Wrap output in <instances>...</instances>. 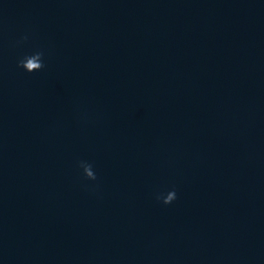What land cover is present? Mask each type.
I'll return each instance as SVG.
<instances>
[{"label":"water","instance_id":"water-1","mask_svg":"<svg viewBox=\"0 0 264 264\" xmlns=\"http://www.w3.org/2000/svg\"><path fill=\"white\" fill-rule=\"evenodd\" d=\"M0 264H264V0H0Z\"/></svg>","mask_w":264,"mask_h":264},{"label":"clouds","instance_id":"clouds-1","mask_svg":"<svg viewBox=\"0 0 264 264\" xmlns=\"http://www.w3.org/2000/svg\"><path fill=\"white\" fill-rule=\"evenodd\" d=\"M23 39H28L27 34L24 35ZM27 55L23 56L22 58H20L18 60V63L21 67H23L25 70H27L28 72H31L32 70L28 68L27 66V60H26ZM84 175L91 180H96L97 179V172L94 169L93 165L90 167V169L88 171H84ZM171 192V195H169L167 197L166 200H163V202L165 204H171L174 200L177 199V191L175 188H172L169 190Z\"/></svg>","mask_w":264,"mask_h":264}]
</instances>
